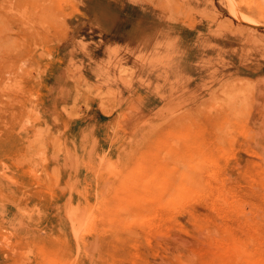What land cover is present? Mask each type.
Here are the masks:
<instances>
[{
  "label": "rangeland",
  "instance_id": "obj_1",
  "mask_svg": "<svg viewBox=\"0 0 264 264\" xmlns=\"http://www.w3.org/2000/svg\"><path fill=\"white\" fill-rule=\"evenodd\" d=\"M0 264H264V0H0Z\"/></svg>",
  "mask_w": 264,
  "mask_h": 264
}]
</instances>
